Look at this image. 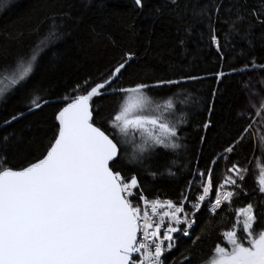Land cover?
<instances>
[{
    "label": "snow or ice",
    "instance_id": "6c2138e0",
    "mask_svg": "<svg viewBox=\"0 0 264 264\" xmlns=\"http://www.w3.org/2000/svg\"><path fill=\"white\" fill-rule=\"evenodd\" d=\"M9 2L0 0V8ZM133 4L137 12L149 7L148 0ZM150 14L155 20L167 17L175 22L183 36L178 47L187 50L194 36L214 47L221 70L210 75L217 84L232 73L264 72V62L257 64L254 51L257 44L264 48V0H159ZM82 20L73 15L71 4L54 17L45 16L41 25L48 28H33L36 39L28 51L0 65V98L31 84L42 54L68 34L70 21ZM134 28V21L129 22L130 35ZM239 41L246 45L238 53L246 63L229 65L231 71L225 72V54L237 49ZM119 47L120 55L99 77L74 83L55 100L48 89L33 85L24 110L3 121V127H11L52 103L63 105L40 156L16 161L22 141L14 133L0 136V264H195L196 255L181 252L180 246L185 238L192 245L201 241L196 230L209 219V233L220 242L206 264H264V134L254 133L257 122L264 127V79L259 90L251 77L237 82L246 103L235 111L227 146L206 159L197 158L195 170L189 168L183 177V189L175 199L166 198L167 193H158L145 176L155 180L162 175L152 164L157 149L184 146L187 120L176 118L172 98L155 103L148 93L167 89L175 95L174 90L205 77L178 74L175 79L125 86L124 77L139 57L129 45ZM109 97L116 99L105 117L96 100ZM210 99L205 101L204 131L215 127L216 90ZM199 143L205 144V137ZM133 164L137 167H129ZM172 169L169 164L164 174L176 177L180 169ZM253 172L258 173L256 187L249 192L246 177ZM241 198L248 202L233 207ZM216 221L224 223L222 231Z\"/></svg>",
    "mask_w": 264,
    "mask_h": 264
},
{
    "label": "trees",
    "instance_id": "16d2710c",
    "mask_svg": "<svg viewBox=\"0 0 264 264\" xmlns=\"http://www.w3.org/2000/svg\"><path fill=\"white\" fill-rule=\"evenodd\" d=\"M158 3L159 0H148L149 7L142 12L135 10L133 0H10L7 6L0 8V65L9 63L28 51L36 39L32 35L33 28L40 26L42 31L48 28L47 24L41 25L45 16L54 17L61 7L68 4L73 6L75 17L83 16L82 22L74 24L70 21L68 34L42 54L43 60L31 84L21 90H12L0 99V136L14 133L22 141L15 150L16 161L40 156L45 151L56 128L55 114L63 107L62 104L52 103L35 115L29 114L27 119L14 122L11 127H3L5 119L24 110L32 86L39 85L48 89L53 94L51 98L55 100L65 94V90L74 83L89 76L95 79L105 73L120 55L119 45L122 44L132 47L139 57L124 77L125 86L139 81L154 83L161 78L175 79L178 74L190 73L205 77L203 81H189L184 89L174 90L175 95L167 89L155 95L148 93L155 103H163L167 98H172L177 105L176 118L185 117L187 120L183 125L185 132L181 143L184 146L181 149H157L159 155L152 164L154 170L158 169L162 175L155 180L145 176L149 186L158 193H167L166 198L175 199L177 190H182L186 183L183 177L188 169L195 170V160L201 157L206 159L213 152L219 153L227 146L226 141L234 131L232 122L235 111L246 103L244 93L237 83L243 76L232 73L217 84L215 77L210 75L221 70L214 47H206L195 36L187 41V50L178 47L177 42L183 36L182 33H177L175 22L169 23L167 17L155 20L150 14L151 8ZM132 21L135 28L130 35L128 24ZM19 33H23L19 39H9ZM237 40L238 38H234L233 42ZM245 47L244 41H239L237 49L225 54L223 71L230 72L229 65L241 67L246 63L238 55L239 50ZM254 51L257 64L264 62V48L257 44ZM2 78L0 75V79ZM213 90L217 91L212 116L215 127L204 131L201 125L208 119L205 101L211 103L210 93ZM115 99L109 97L96 100L103 107L105 117ZM257 124L254 133L257 135L256 130H259L260 135L259 122ZM201 136L205 137V144L199 143ZM169 164L173 165V171L180 169L176 177L164 174ZM129 167L136 168L137 165ZM257 175L253 172L246 177L245 187L249 192L256 187L254 181ZM247 202L244 198L234 200L233 207H241ZM215 223L217 229L222 231L224 223ZM212 224L213 220L209 219L196 230L195 235H200L203 243L197 241L196 245H192L185 238L180 246L181 252L188 250L196 255L195 264L206 262L215 243L220 242L215 233H209ZM206 233L210 238L205 239ZM176 255L179 256V252Z\"/></svg>",
    "mask_w": 264,
    "mask_h": 264
},
{
    "label": "rangeland",
    "instance_id": "374dc122",
    "mask_svg": "<svg viewBox=\"0 0 264 264\" xmlns=\"http://www.w3.org/2000/svg\"><path fill=\"white\" fill-rule=\"evenodd\" d=\"M248 77H251L252 78V83L254 85L257 86V90H259V85L261 83V79H264V72H261L260 70H256L254 72H249V73H246L244 76H243V79H247ZM1 99V98H0ZM254 102H255V99H254ZM260 130H261V134H264V127H260ZM257 132V135L259 134V130H256ZM131 146H130V151H131ZM258 174V173H257ZM207 262V261H206ZM206 262L202 263V264H206Z\"/></svg>",
    "mask_w": 264,
    "mask_h": 264
}]
</instances>
